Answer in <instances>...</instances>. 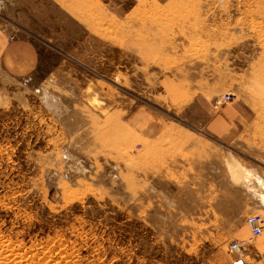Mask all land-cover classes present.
Here are the masks:
<instances>
[{
	"label": "rangeland",
	"instance_id": "1",
	"mask_svg": "<svg viewBox=\"0 0 264 264\" xmlns=\"http://www.w3.org/2000/svg\"><path fill=\"white\" fill-rule=\"evenodd\" d=\"M18 40L40 62L0 57V264H264V233L229 251L264 218V0H0ZM200 94L250 101L246 140Z\"/></svg>",
	"mask_w": 264,
	"mask_h": 264
},
{
	"label": "crops",
	"instance_id": "2",
	"mask_svg": "<svg viewBox=\"0 0 264 264\" xmlns=\"http://www.w3.org/2000/svg\"><path fill=\"white\" fill-rule=\"evenodd\" d=\"M0 57L7 72L13 76L26 77L38 68L40 56L31 41L18 40L0 43ZM197 104L202 107L203 128L219 143L233 146L238 140H246L256 121L253 105L244 98L221 109H214L212 98L205 94L198 96Z\"/></svg>",
	"mask_w": 264,
	"mask_h": 264
},
{
	"label": "built area",
	"instance_id": "3",
	"mask_svg": "<svg viewBox=\"0 0 264 264\" xmlns=\"http://www.w3.org/2000/svg\"><path fill=\"white\" fill-rule=\"evenodd\" d=\"M231 96L233 95L227 94L220 97V99H218V101L216 102V105H223L224 103L229 102L232 99ZM246 221V226L249 230L250 238L235 240V242H233L229 247V251L232 254H237L241 257L248 253L252 242L257 238H260L264 233V218L261 215H250V217Z\"/></svg>",
	"mask_w": 264,
	"mask_h": 264
},
{
	"label": "bare ground",
	"instance_id": "4",
	"mask_svg": "<svg viewBox=\"0 0 264 264\" xmlns=\"http://www.w3.org/2000/svg\"><path fill=\"white\" fill-rule=\"evenodd\" d=\"M232 169H233V168H232ZM233 170H236V169H233ZM233 170H232V171H233Z\"/></svg>",
	"mask_w": 264,
	"mask_h": 264
},
{
	"label": "water",
	"instance_id": "5",
	"mask_svg": "<svg viewBox=\"0 0 264 264\" xmlns=\"http://www.w3.org/2000/svg\"><path fill=\"white\" fill-rule=\"evenodd\" d=\"M241 264V262H239Z\"/></svg>",
	"mask_w": 264,
	"mask_h": 264
}]
</instances>
